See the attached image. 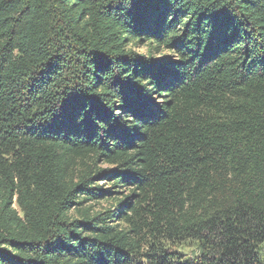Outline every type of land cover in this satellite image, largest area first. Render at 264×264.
<instances>
[{
  "label": "trees",
  "instance_id": "16d2710c",
  "mask_svg": "<svg viewBox=\"0 0 264 264\" xmlns=\"http://www.w3.org/2000/svg\"><path fill=\"white\" fill-rule=\"evenodd\" d=\"M85 157L110 168L74 177ZM185 240L264 264V0H0V264H171Z\"/></svg>",
  "mask_w": 264,
  "mask_h": 264
},
{
  "label": "rangeland",
  "instance_id": "374dc122",
  "mask_svg": "<svg viewBox=\"0 0 264 264\" xmlns=\"http://www.w3.org/2000/svg\"><path fill=\"white\" fill-rule=\"evenodd\" d=\"M128 50L133 51L137 55H151L152 57L156 59H163L167 56H169V52L165 51L164 49H161L160 47H156L155 45L150 47L144 43L137 40H131L127 47ZM149 51L151 53L149 54ZM94 166L97 170H107L110 168L107 164L97 162L96 164L93 163V159L90 157H85L83 159H77L76 160V167L74 170V177H78L80 173L84 170L85 167ZM105 178L99 177L96 179V185L99 187L105 189L109 188L111 183L108 181H104ZM76 178L73 179V183H76ZM128 189L123 188H115L113 191H115L116 195H114L113 198H106L102 200H93L85 203L81 207H76L71 209L68 212V216L72 219H77L80 215V213H88L90 216L104 213L105 211L111 210L112 212L115 211V206L117 203L121 200H123L125 197H128L131 191ZM135 195H138L137 192H134ZM136 198H132V201L134 202ZM15 209L18 210L16 204L13 205ZM113 224H119V227L123 228L125 225L118 220H115ZM161 248L164 249L165 252L168 254H171L175 257L176 260H172L171 264H176L178 262H187L189 264H194L197 262V260L200 257V246L197 242L193 240H185V241H174V242H163L161 244ZM258 256L259 259L264 263V243L261 244L258 248Z\"/></svg>",
  "mask_w": 264,
  "mask_h": 264
}]
</instances>
